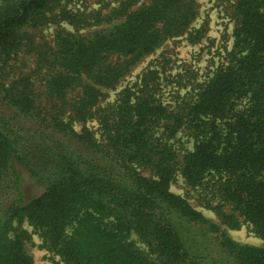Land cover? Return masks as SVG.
I'll list each match as a JSON object with an SVG mask.
<instances>
[{
  "label": "trees",
  "instance_id": "16d2710c",
  "mask_svg": "<svg viewBox=\"0 0 264 264\" xmlns=\"http://www.w3.org/2000/svg\"><path fill=\"white\" fill-rule=\"evenodd\" d=\"M227 3L232 45L211 76L178 75L170 83L188 90L164 103L147 68L102 106L166 42L202 41L198 0L107 13L1 0L0 264H34L24 222L62 264H264V0ZM178 176L207 192L218 224L170 192ZM244 224L262 246L227 235Z\"/></svg>",
  "mask_w": 264,
  "mask_h": 264
},
{
  "label": "rangeland",
  "instance_id": "374dc122",
  "mask_svg": "<svg viewBox=\"0 0 264 264\" xmlns=\"http://www.w3.org/2000/svg\"><path fill=\"white\" fill-rule=\"evenodd\" d=\"M122 0H61L62 5L67 6L72 10L83 11H101L107 13L111 9L117 7ZM144 0H139V4ZM200 5V12L196 22L193 24L197 29L205 26L207 33L199 44L192 45L188 43L185 38H178L173 41L166 42L159 50L152 55L148 56L134 71L116 88L114 91H108L107 98L101 103L105 106L112 103L117 94L125 87H131L138 81V76L147 68H154L160 72L162 83V100L164 103H172L173 95L178 91L184 94L188 89H179L176 83H170V80L178 79V75L182 76L183 83L190 77L186 72L193 71L195 74V81L202 82L209 76L212 71L221 63L226 51L232 45V29L233 24L227 14L228 3L227 0H198ZM1 5V0H0ZM67 30L73 29L68 25H63ZM54 27L46 28L43 33L50 39L53 34ZM93 29L82 30V33H87ZM170 60L165 72L161 69L160 63L162 60ZM163 71V72H162ZM77 131L80 130L79 125L74 126ZM87 127L92 130L95 129V123L90 122ZM98 136V134H96ZM183 143L186 150L192 149V142L179 136L178 138ZM33 181L27 180L26 187L31 188ZM36 190V189H35ZM170 192L184 198L191 207L197 212L201 213L205 218L211 220L213 223L218 224L216 215L205 208V200L207 192H202L201 189H192L187 186L184 180L178 176L170 185ZM37 191V190H36ZM39 192V190L37 191ZM215 203V202H213ZM22 227L32 234V241L26 246V251L32 256L34 264H62L59 258L53 253L41 247L42 240L40 236L33 231V228L24 222ZM227 235L237 243L262 246L263 241L259 239L251 230L249 225H242L237 230H227ZM132 241L142 250L146 248L141 244L136 235L131 236ZM207 243L203 248L208 247L210 257L216 251L212 250V245Z\"/></svg>",
  "mask_w": 264,
  "mask_h": 264
}]
</instances>
